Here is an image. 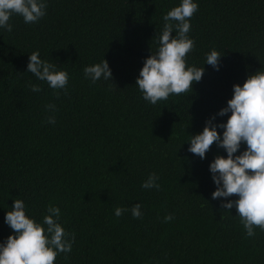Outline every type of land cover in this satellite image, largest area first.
Returning <instances> with one entry per match:
<instances>
[{
	"label": "trees",
	"instance_id": "16d2710c",
	"mask_svg": "<svg viewBox=\"0 0 264 264\" xmlns=\"http://www.w3.org/2000/svg\"><path fill=\"white\" fill-rule=\"evenodd\" d=\"M181 2L46 0L38 22L13 14L12 31L0 27V243L13 234L5 214L21 199L41 223L50 204L59 207L62 227L75 234L54 264H264V231L246 236L236 207H221L237 197L212 199L209 165L226 151L213 144L204 159L188 151L206 120L227 121L231 113H217L233 85L264 71V0H194L186 62L204 74L191 93L152 105L136 79L164 15ZM213 48L219 70L205 63ZM37 50L69 74L58 97L27 71ZM104 58L111 81L92 83L83 70ZM153 172L159 190L141 186ZM136 203L141 218L132 216ZM117 207L128 211L117 217Z\"/></svg>",
	"mask_w": 264,
	"mask_h": 264
},
{
	"label": "clouds",
	"instance_id": "9594fccd",
	"mask_svg": "<svg viewBox=\"0 0 264 264\" xmlns=\"http://www.w3.org/2000/svg\"><path fill=\"white\" fill-rule=\"evenodd\" d=\"M46 0H0V27L12 31L9 23L13 14L23 17L26 24L38 22L46 15ZM198 11L194 0H182L179 6L164 15L163 28L156 35L158 47L151 51L140 69L136 84L143 99L152 105L167 101L170 95L188 94L193 91V82H199L204 67L188 66L186 57L195 48V41L188 36L191 30L190 18ZM175 32V35H173ZM222 54L213 48L206 55V62L219 70ZM27 71L60 95L66 91L69 74L58 69L57 64L43 60L39 51L29 55ZM84 76L92 83L103 78L111 81L112 71L104 58L100 63L86 66ZM34 92H40L39 85H31ZM55 110L54 104L46 105ZM228 116L226 122L214 123L215 116L205 122L202 132L191 135L188 151L204 159L213 144L223 148L227 156L217 154L209 165L213 182L216 185L212 199L237 197L222 203L223 209H237L240 221L246 230V236H255V229L264 231V71L260 69L250 73L243 83L233 85V96L227 106L217 115ZM47 123H55V116H49ZM223 129L222 135L217 131ZM246 144L239 151L241 144ZM239 151V154H237ZM158 175L153 172L142 183L145 189H160ZM126 208L117 207L115 215L120 217ZM134 218H141V205L131 208ZM59 207L49 205L43 221L26 215V205L21 199H15L11 210L5 214V223L12 229L3 243H0V264H54L59 253H70L75 234L65 231L60 223ZM173 219L171 214L164 222ZM67 258V257H65Z\"/></svg>",
	"mask_w": 264,
	"mask_h": 264
}]
</instances>
